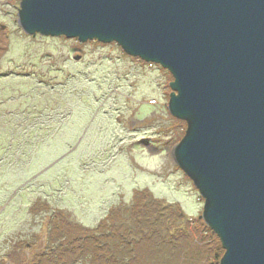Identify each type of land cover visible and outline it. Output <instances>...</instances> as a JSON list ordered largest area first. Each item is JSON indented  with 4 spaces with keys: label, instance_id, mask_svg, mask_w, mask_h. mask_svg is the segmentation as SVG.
Returning a JSON list of instances; mask_svg holds the SVG:
<instances>
[{
    "label": "rangeland",
    "instance_id": "1",
    "mask_svg": "<svg viewBox=\"0 0 264 264\" xmlns=\"http://www.w3.org/2000/svg\"><path fill=\"white\" fill-rule=\"evenodd\" d=\"M19 2L0 0V264H31L47 245L54 210L95 229L117 206L119 218L103 227L129 226L127 208L143 189L180 204L186 217L168 225L164 245L133 228L118 264H207L199 240L209 236L194 221L204 199L172 159L186 122L168 110L170 72L115 42L25 33ZM184 229L200 258L186 254L177 237Z\"/></svg>",
    "mask_w": 264,
    "mask_h": 264
},
{
    "label": "water",
    "instance_id": "2",
    "mask_svg": "<svg viewBox=\"0 0 264 264\" xmlns=\"http://www.w3.org/2000/svg\"><path fill=\"white\" fill-rule=\"evenodd\" d=\"M17 15L25 33L115 42L170 72L168 110L186 122L172 159L218 264H264V0H20Z\"/></svg>",
    "mask_w": 264,
    "mask_h": 264
},
{
    "label": "trees",
    "instance_id": "3",
    "mask_svg": "<svg viewBox=\"0 0 264 264\" xmlns=\"http://www.w3.org/2000/svg\"><path fill=\"white\" fill-rule=\"evenodd\" d=\"M4 48L5 44L1 42L0 51ZM179 122L183 123V121L180 120ZM127 211L129 220H132L131 223L127 221L129 226L119 224L117 221H112V224L109 225V230H105L103 226L107 219L119 218L118 215L121 213L119 207H112L107 213V216L100 221L95 229L82 228L69 221L66 217L67 215L61 210H54L53 221L47 232V245L44 249L39 250L35 254L31 264H71L74 259L69 260V258L72 257V255L75 258L77 254L91 255L90 261L93 263L96 262L95 260L100 261L108 258L110 260L109 262L118 264V256L122 254V249H124L125 246H130V240L128 239L131 235L130 233L134 232L133 228L135 232L138 229L148 230L153 236L152 239L157 242L162 234H168L167 232L170 228L168 225L172 226L176 218L184 219L186 217L180 204H164L162 199L153 197L146 189L134 191L132 203L127 208ZM170 221L172 223H170ZM194 221L196 223L195 230L197 233L203 234V236L205 234L209 236L199 240L200 244L203 243L201 253H205L207 264H218L224 251L218 236L199 217L195 218ZM185 229L184 231L180 230L177 237H179V241L181 240L183 244L186 245V248L190 250L194 244L192 240L185 237ZM140 239L141 238H139V240ZM131 242L134 244L133 241ZM160 242L164 245V240ZM132 244L131 246H133ZM195 252H197L196 249H191L189 253L186 254L195 259L200 255L198 254L199 252Z\"/></svg>",
    "mask_w": 264,
    "mask_h": 264
}]
</instances>
